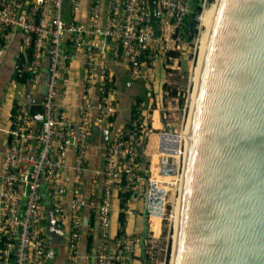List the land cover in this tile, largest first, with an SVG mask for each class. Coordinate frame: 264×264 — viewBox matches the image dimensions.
Returning <instances> with one entry per match:
<instances>
[{"label": "built area", "instance_id": "2783aa9c", "mask_svg": "<svg viewBox=\"0 0 264 264\" xmlns=\"http://www.w3.org/2000/svg\"><path fill=\"white\" fill-rule=\"evenodd\" d=\"M67 1L70 15L82 12L85 0H0V41L7 44L20 31L26 39L24 51L31 52L27 64L19 59L17 74L27 69L32 80H38L44 50L49 57L41 121L25 109H16L11 116L10 144L0 174V264H48L51 238L46 233V203L66 236L68 264H77L80 258L82 210L87 207L98 215L95 264H130L134 260L136 243L132 238L120 235L116 247L112 246V212L119 190H135L145 181L139 156L150 133V115L142 104L134 102L127 125L102 147L103 166L89 168L91 130L112 126L117 111L111 72L96 49H111L114 59L138 76L145 65L152 66L161 54L168 53L169 43L175 45L176 35L193 17L194 0H157L161 16L157 39L149 0H108L106 8L103 0H92L86 24L66 19ZM81 51L87 54L84 65L89 83L98 85L100 96L95 106L89 94L85 96L79 106L78 126H73L68 107L58 102L60 85L65 91L69 87L60 69ZM93 110L97 112L94 118ZM68 171L72 173L70 196ZM87 173L100 183L99 202L87 200ZM123 214L133 211L124 210ZM150 241L145 247L148 260L154 256Z\"/></svg>", "mask_w": 264, "mask_h": 264}, {"label": "water", "instance_id": "95a60500", "mask_svg": "<svg viewBox=\"0 0 264 264\" xmlns=\"http://www.w3.org/2000/svg\"><path fill=\"white\" fill-rule=\"evenodd\" d=\"M149 7L157 39V0ZM176 136L160 132L159 152L171 145L178 154L166 140ZM153 192L151 183L147 210L162 219L165 190ZM47 217V235L62 237L51 210ZM170 264H264V0L218 5L184 144Z\"/></svg>", "mask_w": 264, "mask_h": 264}, {"label": "crops", "instance_id": "0c3cea01", "mask_svg": "<svg viewBox=\"0 0 264 264\" xmlns=\"http://www.w3.org/2000/svg\"><path fill=\"white\" fill-rule=\"evenodd\" d=\"M108 0H103V8H106ZM92 0H85L84 8L77 16L70 15L69 2L65 5V17L67 20H75L86 24L91 8ZM190 21L187 22V27ZM26 44L25 36L16 31L9 43L4 44L0 41V48H3V54L0 55V174L4 163L5 152L10 144V136L8 130L10 128L11 116L16 109H25L30 112L41 109V103L45 94V85L48 80L49 57L47 51L44 50L42 58V67L40 78L36 81L32 80L29 70L25 69L30 75V80L26 84H20L16 77V64L19 59L26 64L31 61L29 51H24ZM160 48V45H156ZM24 51V52H23ZM98 56H103L111 72L114 88L115 101L117 111L112 126H96L91 130L89 143L93 148L89 152L88 166L90 169H98L104 163L103 146L113 138L114 134L125 127L131 116V108L134 102L142 104L144 109L152 117L151 128L153 132L160 130L161 109L160 104L164 99V88L167 77V68L165 61L176 56H168L161 54L152 66L145 65L138 76L133 74L125 67L120 65L113 57L112 50L107 49L102 52L96 49ZM31 54V53H30ZM85 52L75 53L73 62L63 63L61 65V74L68 78L69 87L65 91V87L60 85L61 95L58 97L59 105L68 107L70 118L73 126H78L79 122V106L86 95L89 94L92 104L95 106L99 101L98 85H90L88 80V70L84 65L86 58ZM66 92V94L63 92ZM30 105L28 109L27 106ZM42 110V109H41ZM96 110H93V118L96 116ZM158 114L159 119L155 120L154 115ZM150 119V118H149ZM149 121V122H151ZM40 125V122H38ZM149 133L144 154L147 152L152 155V165L154 156L157 155L155 148H159L158 134ZM71 159L73 153L70 154ZM158 156V155H157ZM156 159V158H155ZM151 165V167H152ZM143 167V165H142ZM142 173L145 174L142 168ZM153 184L157 180H152ZM160 182V181H158ZM68 194L70 196L72 190V173L67 172ZM156 187V186H155ZM85 192L87 200L95 198L100 201L101 187L100 183L91 177L90 173L85 176ZM124 192H135L128 197L121 195ZM149 201V185L147 180L138 186L135 190H119L114 198L112 212V246L116 247L120 235L132 238L136 243L135 256L130 264H149L146 260L145 247H147L148 237L151 236L148 222L158 223L159 217H152L148 210ZM49 207V204H45ZM50 208V207H49ZM132 210L133 214L125 216L122 226L123 211ZM50 210V209H49ZM82 225L79 240V260L77 264H95L94 253L97 241L98 215L95 209L84 208L82 210ZM48 264H68L67 239L66 236L51 238V247L48 254Z\"/></svg>", "mask_w": 264, "mask_h": 264}, {"label": "rangeland", "instance_id": "374dc122", "mask_svg": "<svg viewBox=\"0 0 264 264\" xmlns=\"http://www.w3.org/2000/svg\"><path fill=\"white\" fill-rule=\"evenodd\" d=\"M210 4L211 3H208V0H202V13H200L198 16H202L204 10L209 7ZM193 18L194 17H192L190 21H192ZM203 30L204 29L201 26L199 19L196 29H194V27L190 28V25L188 27H185L182 32L176 35V39L174 40L175 45H173V43H169L167 52H174L175 54H177V56L176 59L171 58L164 63L167 68V80L164 85V99L159 107V109H161L162 127L160 130H155L154 132L152 131L154 134H158V136L160 135V132L164 130L182 134L186 129V124L189 117L190 95L198 59L199 39ZM151 119L152 117H150L149 121H151ZM154 119H159L157 113H155ZM149 123L151 124L152 121ZM180 147L181 149L178 150L180 154L178 153L179 159L177 170L175 172V175L169 176V178L162 174L161 154L163 153H160L159 149L155 148L154 153H156L158 156H154L153 165H156L155 158L158 157L157 164L160 168L159 175L161 177V182L157 181L155 183L156 189L155 192H153V195L159 198H162L164 196L165 197L163 204V218H159L158 223L154 222L153 226L152 221L151 223L148 222L149 229L153 230V232H150L151 236L148 237V240H151L150 244L154 249V256L152 259H150L151 261L149 260V264H170L171 262L175 233L173 216L175 203L178 198V184L180 183L178 179H180L179 176H181L184 143H182ZM144 158L145 162H148L149 164L147 182L150 186L151 183L153 184V174L151 169L152 155L146 152L144 154ZM161 190H165L164 196L161 195Z\"/></svg>", "mask_w": 264, "mask_h": 264}, {"label": "bare ground", "instance_id": "6f19581e", "mask_svg": "<svg viewBox=\"0 0 264 264\" xmlns=\"http://www.w3.org/2000/svg\"><path fill=\"white\" fill-rule=\"evenodd\" d=\"M219 3H220V0H213L212 3L209 5V7H207L204 10V13L202 14V16H200V23H201V26L203 27L204 30L201 34L200 39H199L198 59H197V64H196V69H195V76L193 78L192 91H191V95H190L189 115H188L189 117H188L187 124L185 123L187 125L186 129H185L184 133L178 134V136H176L175 139H172L171 137L170 138L166 137L167 138L166 140L168 142L171 140H174L173 142L178 143L180 149H181L180 146L182 145V143L185 144L186 134H187L189 121H190V117H191V113H192V109H193V105H194V100H195V96H196V92H197V88H198V83H199V79H200V75H201V71H202V66H203V62H204V58H205V54H206V49H207V45H208V41H209V37H210V33H211V28H212L213 20H214V17H215ZM168 142H167V144L169 145ZM169 147H170L169 151H165L163 153L164 155L161 154V167L163 164L169 163V164L173 165L174 172H176L178 159H179L178 155L180 153L179 154H173L172 152H174L175 150H173L171 145ZM173 175H175V173ZM166 177L169 178V176H166ZM178 180L180 182V179H178ZM155 189H156V187L154 184V192H155ZM177 213H178V198L176 200L175 207H174V216H173L174 227H175L174 230H176ZM174 237H175V233H174Z\"/></svg>", "mask_w": 264, "mask_h": 264}, {"label": "trees", "instance_id": "16d2710c", "mask_svg": "<svg viewBox=\"0 0 264 264\" xmlns=\"http://www.w3.org/2000/svg\"><path fill=\"white\" fill-rule=\"evenodd\" d=\"M213 0H208V3H212ZM193 10H194V18L197 17L200 13H202V0H194L193 3ZM198 25V21H195V25H194V29H196V26ZM191 41V40H190ZM31 52H29V56ZM168 56H177V54H175L174 52H169L167 53ZM16 80L20 83V84H26L29 80H30V75L27 72H24L20 75L16 77ZM33 114V116L38 120L41 121L42 119V110L41 109H36L35 111L31 112ZM147 129L149 132H152L153 129L151 128V124L147 123ZM147 143V138H145L144 142H143V147L145 148ZM140 156H139V160L143 165V171L145 172L144 177L146 180H148V167L149 164L148 162H145V158H144V149L143 151L140 152ZM158 158V157H157ZM156 158V165H152L151 169H152V174H153V179L152 180H157L161 182V177L159 175L160 172V168L159 165L157 164L158 159ZM135 192H124L121 193V195L123 196H130L133 195ZM49 207H46L47 213L49 212ZM125 221V216L123 215V220H122V226L124 224ZM169 252H170V248H169ZM146 260H148V257L146 256Z\"/></svg>", "mask_w": 264, "mask_h": 264}]
</instances>
